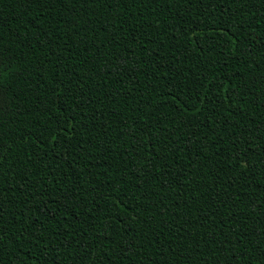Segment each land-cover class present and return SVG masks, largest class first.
<instances>
[{"label": "trees", "instance_id": "trees-1", "mask_svg": "<svg viewBox=\"0 0 264 264\" xmlns=\"http://www.w3.org/2000/svg\"><path fill=\"white\" fill-rule=\"evenodd\" d=\"M0 264H264V0H0Z\"/></svg>", "mask_w": 264, "mask_h": 264}]
</instances>
